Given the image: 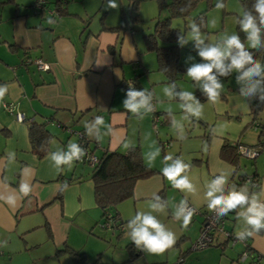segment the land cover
Instances as JSON below:
<instances>
[{
  "label": "crops",
  "instance_id": "1",
  "mask_svg": "<svg viewBox=\"0 0 264 264\" xmlns=\"http://www.w3.org/2000/svg\"><path fill=\"white\" fill-rule=\"evenodd\" d=\"M30 2L29 9L21 11L15 8L9 15H2L3 10H0V86L7 88L0 101V240L8 242L7 247L0 248V255H11L20 246L26 248L45 243L47 250L59 261L70 255L56 254V250L68 245L83 252L86 260L98 259L99 254L111 249L110 264H128L142 251L128 261L125 247L130 239L122 224L137 211L148 210L147 202L154 194L168 201L167 215L164 218V214H160L159 218L162 217L163 222H169L176 229L177 241L173 247L177 249L176 260L180 257L183 261L188 259L183 264H237V257L243 249L264 252V231L233 244L221 234H216L210 247L192 254L189 252L190 244L199 234L203 214L209 210L203 192L204 185L214 174L230 171L229 183L243 186L248 182L240 181L237 176L255 173L259 187L253 190L264 188V158L259 160L264 154V143L258 147L255 158H248L250 166L239 160L235 167L219 156L224 141L247 146L258 141L259 130L250 124V105L247 109L238 107V89L234 90L228 84V90L222 92L218 104L208 102L210 111L204 105V115L199 119L203 127L198 135L200 144L196 148H186L194 149L193 159L197 160L187 162L191 165L187 174L196 185L197 192L180 191L181 197L175 204L186 199L198 211L192 216L188 227L183 228L173 216L169 197L171 184L161 171L164 149L171 144L163 145L162 149L161 144L169 140L162 141L157 136L158 124L161 122L160 112L169 110H161L163 103L153 101L154 113L158 115L155 131L152 113L138 120L123 108L125 93L136 75L143 86L142 76L145 73L147 76L153 71L161 73L156 70L155 56V60L149 56L142 58L144 51H148L144 46L143 34L141 40L133 34L121 6L119 23H105L103 17L89 21L84 17L86 9L67 7L69 1L64 5L63 15L53 16L51 20L45 12L43 16L34 14L33 0ZM53 7V3H47V8ZM122 15L123 25L117 30L108 29L120 26ZM133 18L136 19L134 15ZM33 57L47 62L48 68L39 70L33 63H24ZM161 75L157 78L162 77L166 82L165 76ZM147 90L154 93L152 89ZM9 101L14 109L23 113L21 121L4 108V102ZM96 116L102 117L105 125L111 129L99 142L89 138L84 128L85 122ZM31 121L44 124L52 133L48 146L50 150L42 157H37L30 149L27 135ZM80 135L86 138V146L96 156L113 150L125 152V144H137L144 163L158 170L147 178L136 180L132 196L115 205L122 221L116 233L99 224L101 212L94 200L91 166L78 161L73 167L65 166L57 172L47 158L51 151L66 148L69 142H78ZM157 147L160 156L149 165L146 156ZM9 152L15 153L14 162H9ZM175 153L176 149H173L169 155ZM21 183L30 185L32 191L28 196L20 194ZM9 195L16 197L14 206L6 202L5 198ZM226 219L224 226L235 234L240 226L236 212H230ZM47 227L51 235L47 234ZM114 235L117 236L115 241ZM241 264H264V261L254 262L246 258Z\"/></svg>",
  "mask_w": 264,
  "mask_h": 264
},
{
  "label": "clouds",
  "instance_id": "2",
  "mask_svg": "<svg viewBox=\"0 0 264 264\" xmlns=\"http://www.w3.org/2000/svg\"><path fill=\"white\" fill-rule=\"evenodd\" d=\"M217 8H223L222 0L216 4ZM107 9H118L117 0H107ZM239 32L235 34H223L215 41H209L202 32L201 26L193 21L188 25V32L179 30L177 44L184 48L192 42L193 50L200 58L189 55L185 63L188 64L186 76L193 81L197 90L213 105L220 102L223 92V80L234 76L238 85V107L247 109L252 100H258L264 104V61L255 58L252 50L264 48V0H252L250 8H244L237 17ZM49 23H52L49 20ZM239 33L244 34L242 41ZM247 42V44L245 43ZM7 92L6 86H0V101ZM163 94L169 100L178 101V107L182 112V120L190 121L193 118L201 119L204 115V105L194 92L178 89L175 82L167 84L163 88ZM153 93L147 89H137L129 83L123 100V108L135 116L138 120L154 111ZM101 109H104L102 106ZM169 109V115H171ZM171 127L177 131L180 139H184V125L174 116L171 118ZM223 127V125L221 126ZM85 134L97 142L103 139L111 131L103 118L96 116L85 122ZM102 129H106L102 131ZM130 148V144L124 145ZM85 149L77 142H69L66 148H59L48 154V160L52 167L60 172L66 166L73 167L75 162L83 160ZM160 156V149L150 151L146 156L149 165L153 164ZM9 162L15 161V153H8ZM191 165L181 157L168 155L164 157L162 175L170 182L173 189L185 193H196L197 187L187 174ZM230 171H220L204 185V198L207 207L215 214L217 219L226 217L230 212H236V219L240 221L239 230L235 232V238L241 241L264 231V188L251 181L243 186L230 184ZM251 184V188L249 185ZM32 191L27 183H21L19 192L22 196H28ZM9 205L14 206L16 197L9 195L5 198ZM168 201L158 194H154L147 202L146 211H137L126 223V235L135 247L149 254H162L172 248L177 237L158 218L160 214H167ZM238 210V211H237ZM193 210L188 206L187 200H181L174 206L173 216L181 223V227L187 228L191 222ZM7 240H0V248L7 247Z\"/></svg>",
  "mask_w": 264,
  "mask_h": 264
},
{
  "label": "rangeland",
  "instance_id": "3",
  "mask_svg": "<svg viewBox=\"0 0 264 264\" xmlns=\"http://www.w3.org/2000/svg\"><path fill=\"white\" fill-rule=\"evenodd\" d=\"M166 1L170 0H139L138 1V8H137V18L132 19V15H134V11L128 9L127 0H117L119 3L118 9H107L106 2L107 0H69L67 7L77 6L81 9H86L87 14L84 16L85 18L89 19V21L93 18L99 19L103 17L105 23H116L120 21V6L122 10H124V15L127 19L128 24L130 25L133 34L138 35L141 40V35L144 33H149L153 31L154 25L156 20L165 19L169 16V11L165 5ZM213 2V6H208L209 2ZM219 0H196L194 6L189 10V13L182 16H171L169 17V25L171 28L177 30L184 31L185 33L188 32V25H190L193 21L196 22L194 19L196 16L202 14L204 23L201 26L202 32L208 37L209 41H215L221 35L227 34H235L237 33L236 29V16L240 15L242 8L240 5L239 0H224L223 8H217L216 2ZM31 3L30 0H14L12 2H7L6 0H0V10L2 11V15H9L13 12L15 8L20 9L23 11L24 9L28 8V4ZM107 11V12H105ZM135 12V13H136ZM82 24V23H81ZM129 29V28H128ZM246 42V41H245ZM247 44V42H246ZM191 55L196 58L195 62H199L200 58L196 55V52L193 50L192 42H189L187 46L184 48L180 47L178 60L179 63L184 66V70L181 72L176 73L175 77V84L177 85L178 89L186 90L194 92L195 95L201 100L202 104L207 107V111H210V107L207 104L209 101L205 99H201L199 97L200 92L194 86L193 81L186 76V69L188 64L185 63L186 58ZM145 56H149L150 58L154 57L153 52L144 51L143 54ZM153 60H155L153 58ZM142 76V83L146 89L153 90L154 96V103H163V108L161 110H169L172 111V116H174L177 120H181L184 129L183 135L184 139L179 138V134L175 129L171 127V123L169 124H162L159 122L158 124V131L159 135H157L160 140L166 141L169 140L171 146L166 149L165 156L169 155V152L173 149H176L175 154H171L173 157L179 156L181 157L186 163L190 160V163L193 159V148L187 150L186 148L194 147L196 148L198 143L200 144V137L198 135L202 133L203 127L201 125L200 120L193 118L190 121H183L182 120V112L178 107V101L176 100H169L163 94V88L169 84V82H163V78H157V76H162L159 72H151L148 76ZM224 88L223 91L228 90L227 85H231L234 90H236V85L234 76H229L223 80ZM151 87V88H149ZM232 89V88H231ZM199 94V95H198ZM259 119L260 122H264V107L260 112ZM172 118V117H171ZM182 144V146H180ZM182 150H181V149ZM182 151V152H181ZM264 158V154L259 157V160ZM240 161L247 166H250V159L247 157H240ZM249 168V167H247ZM170 199H171V210H174L173 207L176 205L175 203L181 197V193L179 190L173 189L171 187L170 190ZM179 194V197H178ZM167 214H164V218ZM173 217V216H172ZM171 217V218H172ZM159 218V217H158ZM162 223L166 225L170 230L176 233V229L169 225V222H163L162 217L159 218ZM167 219V217H166ZM227 221V219H226ZM127 223V222H126ZM126 223L122 225L125 226ZM226 224V223H225ZM109 229H111L109 227ZM175 229V230H174ZM117 231V229H115ZM111 232V231H110ZM116 233V232H115ZM177 237V236H176ZM117 236L114 235L113 240L115 241ZM191 245V244H190ZM210 247V246H209ZM16 248V247H15ZM207 248V247H205ZM205 248L201 249H191L190 254L194 252H200ZM117 251V249L114 248ZM177 249L175 247L170 248L169 250L165 251L162 254H149L144 253L142 251L141 255L134 259L132 262L128 264H176V255ZM54 254V252H52ZM111 249L104 251L102 254H99V258H92L90 260H86L84 264H110L111 256ZM47 250V246L45 243L40 245L22 247L11 255H0V264H73L69 257H65L62 261H59L57 258ZM120 261V260H119ZM183 261V260H182ZM184 261H188V259H184ZM184 261L181 263L183 264Z\"/></svg>",
  "mask_w": 264,
  "mask_h": 264
},
{
  "label": "trees",
  "instance_id": "4",
  "mask_svg": "<svg viewBox=\"0 0 264 264\" xmlns=\"http://www.w3.org/2000/svg\"><path fill=\"white\" fill-rule=\"evenodd\" d=\"M69 0H46L41 12L36 14L43 16V12L47 8V3L54 4V11L57 13L55 16L63 15L65 11L64 5ZM139 0H128V9L134 11V17L137 18V11ZM196 0H170L166 1L167 9L169 11V16L165 19L156 20L153 31L143 34V39L145 43V48L148 51L154 53V58L156 59L157 69L160 71L166 79V82L172 83L175 80L176 73L181 72L184 66L179 63L178 56L180 47L177 44V30L171 28L169 25V17L182 16L184 17L189 13V10L194 6ZM242 10L244 8H250L252 0H239ZM217 1L216 3H218ZM224 2V0H222ZM213 2H209L208 6H213ZM242 12V11H241ZM35 14V12H33ZM238 15L235 17L237 21ZM49 18L52 20L53 16L50 15ZM196 23L200 26L203 25L204 19L202 14L196 16ZM124 15H122V24L118 27H110V30H117L123 25ZM125 23V22H124ZM237 33L239 28L236 22ZM242 41L245 40L244 34L239 33ZM246 43V42H245ZM255 58L264 61V48L259 50H252ZM138 75H136L132 80L131 84L137 89H143L144 87L139 83ZM228 78V77H227ZM145 89V88H144ZM238 89V87L236 88ZM199 95V94H198ZM201 99H205L204 96L199 95ZM250 115L252 120L250 124L255 128H258L259 135L258 141L254 145H248L249 147H256V149L264 143V122H260L259 115L264 104H261L258 100H252L250 103ZM160 121L164 124L171 123L169 111H161ZM28 137L31 145L32 152L37 157H42L45 155L50 148L49 141L52 138L51 131L42 123L31 121L28 123ZM81 139L77 143H80ZM240 143H230L229 141H224L220 147L219 156L224 161L230 163L237 167L239 164L241 154L238 151V146ZM244 145V144H242ZM163 149V144H161ZM247 146V145H246ZM90 150V149H89ZM91 151V150H90ZM253 159V158H252ZM196 159H192V163L196 162ZM158 170L151 168L144 163L142 159L141 148L139 145H132L127 148L125 152H120L118 150L104 152L97 156V162L91 166L90 178L93 183V195L96 206L101 212V218L99 224L102 228H111L112 231L118 229L122 221L116 206L119 202L132 196L133 188L136 180L147 178ZM246 174L237 176L240 181H245ZM251 178V183L255 184L257 188L259 187L258 176L254 173L248 175ZM251 185V184H250ZM59 197L61 194L58 195ZM108 224V226H106ZM49 234L50 230L47 227ZM51 235V234H49ZM126 250L128 255V261H132L136 258L140 250H138L134 243L129 241L126 244ZM67 253L70 255L73 264H84L86 261L85 254L79 252L68 245H64L62 248L56 250V254ZM181 257L177 260L176 264L181 263ZM238 261V257L237 260ZM262 260L254 261L259 262Z\"/></svg>",
  "mask_w": 264,
  "mask_h": 264
},
{
  "label": "built area",
  "instance_id": "5",
  "mask_svg": "<svg viewBox=\"0 0 264 264\" xmlns=\"http://www.w3.org/2000/svg\"><path fill=\"white\" fill-rule=\"evenodd\" d=\"M45 3H46V0H33V8H34L35 14L38 12H41ZM45 13L52 15V16H55L57 14L53 8L45 9ZM24 63H28V64L33 63L36 66V68L39 70H45L48 68V63L44 62V60H42L40 57L28 58L25 60ZM3 106L8 111V113H11L14 115L16 120L21 121L23 119V116H24L23 113L19 110L14 109V106L12 103H10V101L4 102ZM157 118H158V115L154 113L153 111L151 119H153L152 127L155 131L157 129V122H158ZM79 139H81L79 144L86 151L85 157L80 162H83V163L86 162L90 166L94 165L97 162V156L92 151H90L89 148L86 146L87 140L85 137L82 138V136L80 135ZM163 145L168 146L170 145V143L165 142V144ZM257 150L258 148L256 149V147H249V146L242 145V144L238 146L239 153L242 156H245L250 159L255 158L257 156L258 154ZM245 181L247 182L251 181L250 176L246 175ZM188 206L193 210L194 213L198 211L195 207H193L189 203H188ZM203 215H204L203 223L200 226L201 228H200L198 236L191 243V249H201V248H205L209 246L210 244L214 242L213 238L216 236V234H221L222 236H224L225 239L229 240L231 244H233L234 242L238 240L235 238V234H232L224 226L226 223V217L217 219L215 217V214L210 210L206 211ZM106 226H108V224H106ZM246 258H250L252 261H258V260L264 261V252L259 253V252H254L252 250H248V248L243 249V251L238 256V261L236 263L241 264L242 261L245 260Z\"/></svg>",
  "mask_w": 264,
  "mask_h": 264
}]
</instances>
